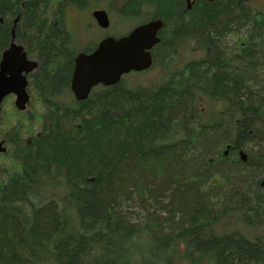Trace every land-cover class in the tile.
I'll return each mask as SVG.
<instances>
[{"label": "trees", "instance_id": "16d2710c", "mask_svg": "<svg viewBox=\"0 0 264 264\" xmlns=\"http://www.w3.org/2000/svg\"><path fill=\"white\" fill-rule=\"evenodd\" d=\"M189 1L125 0L121 12L161 20L167 56L192 43L200 59L76 101L66 13L103 1L0 0V60L24 47L39 104H2L0 264H264V11ZM108 11L124 25L115 0ZM231 212L241 230L214 236Z\"/></svg>", "mask_w": 264, "mask_h": 264}, {"label": "water", "instance_id": "95a60500", "mask_svg": "<svg viewBox=\"0 0 264 264\" xmlns=\"http://www.w3.org/2000/svg\"><path fill=\"white\" fill-rule=\"evenodd\" d=\"M93 17L100 27L108 26L104 11L93 13ZM160 25V22H150L134 29L126 37L101 42L89 55H79L70 84L76 100L86 99L91 87L99 83L105 86L115 85L122 75L149 68L151 57L147 51L157 41L155 34ZM36 66L35 62L27 60L23 48L12 41L0 61V113L3 100L9 95H15L14 105L17 110H25L29 102L25 75L31 73ZM3 152L5 148L0 143V153ZM241 158L244 160V155L241 154Z\"/></svg>", "mask_w": 264, "mask_h": 264}, {"label": "rangeland", "instance_id": "374dc122", "mask_svg": "<svg viewBox=\"0 0 264 264\" xmlns=\"http://www.w3.org/2000/svg\"><path fill=\"white\" fill-rule=\"evenodd\" d=\"M248 3H250V6L252 9L258 10V11H264V1L263 0H247ZM249 6V7H250ZM103 7H91L88 10L85 11H76V10H70L68 13H66L67 22L66 25L68 26L70 32L73 35V46L74 52L79 53L81 51V48L83 47L84 41L88 39H93L92 37L95 36V26L93 27L92 23V16L91 13L94 10H102ZM112 22L115 24L117 23L116 14L112 13ZM125 31V25H117V26H111L107 30H103V34L108 33L110 36L113 37H120L121 34H123ZM175 49L177 54L174 55L171 59H165L164 61H159V58L155 60L153 66L146 72L141 73H135L132 72L129 74V76L125 77V80L127 81V87L129 88H136L141 86H149V85H156L161 82H163L166 79L167 72L172 73L173 70H181L183 65L191 60H198L202 57L201 51L196 49L192 43H189L183 47L176 48V43L173 44L172 50ZM171 50V51H172ZM158 61V62H156ZM160 62V63H159ZM157 63L158 65H156ZM160 65V66H159ZM36 101L32 100L31 103H29L28 110L32 112L31 105H35ZM38 103H36L35 107L38 110ZM12 109H15L14 103L12 102L11 105ZM205 109V107H204ZM7 113V112H6ZM5 113V117L7 120H10L9 117H13V119H16L17 123H19L22 119L18 117L16 111H10L7 114ZM34 135L38 133V127L34 129ZM28 139L31 135H26ZM2 162V161H1ZM237 217H240V215L236 214L235 212L227 213L223 223L226 222L229 224L230 221L235 222V219ZM223 218V217H222ZM219 218L216 220L221 223V219ZM237 230H241V227L236 225ZM235 231V232H236ZM213 232H215L213 230ZM222 232L220 228L216 229L215 233Z\"/></svg>", "mask_w": 264, "mask_h": 264}, {"label": "flooded vegetation", "instance_id": "af4514ba", "mask_svg": "<svg viewBox=\"0 0 264 264\" xmlns=\"http://www.w3.org/2000/svg\"><path fill=\"white\" fill-rule=\"evenodd\" d=\"M103 1V3L105 4L104 5V8L102 9V10H104L105 9V11L107 12V14H108V18L110 17V14H109V11H108V6L110 5V2H111V0H102ZM117 3V7H118V11H119V15L121 16V18L125 21V23H124V25H125V31H124V33L123 34H121L120 35V37H124V36H127L134 28H136L137 26H139V24L138 25H136L137 24V22L135 21V17L133 16V15H126V14H124V13H122L121 12V10H122V8H123V6H124V3H125V0H115V4ZM192 5H193V0H190L189 2H187V4H186V10H190L191 9V7H192ZM247 5H249L250 6V3H247ZM250 8H251V6H250ZM94 11H96V10H94ZM93 11V12H94ZM92 12V13H93ZM92 13H91V16H92ZM93 18V17H92ZM109 22H110V18H109ZM91 24H93V27L95 26V32H96V34H95V36L94 37H92L93 39H88V40H86V41H84V43H83V47L81 48V51L79 52V53H84V54H90V53H92L95 49H96V47L98 46V44H99V42H101L103 39H105V38H108V37H113V36H110L108 33H105V34H103V30L104 29H101L97 24H96V21L93 19L92 20V23ZM110 26H111V22H110V24H109V28H110ZM108 28V29H109ZM107 30V29H106ZM161 31H162V29L158 32V38L160 39V42L158 43V44H156V45H154L150 50H149V54H150V57H151V59H152V66H153V64H154V60H155V58H159L160 57V59H162L163 57H165V59H171V58H173L174 57V55H176L177 54V52L175 51H171L170 52V54L167 56V54H168V52H166V51H163L161 48H160V46H161V44H162V39H161V37H160V33H161ZM74 40V39H73ZM72 46H73V44H72ZM179 47H182V46H180L179 44H178V48ZM79 53H77L76 54V56L79 54ZM75 56V57H76ZM167 56V57H166ZM75 59V58H74ZM149 70V69H148ZM120 82H123V81H120ZM124 83V82H123ZM124 85L126 86L127 84H125L124 83ZM233 233V229L232 228H230V229H228L227 230V232H224V231H222V232H218V233H216V234H214V236H216V237H224V236H226V235H230V234H232ZM263 234H260V236H262ZM263 243V242H262ZM264 244V243H263Z\"/></svg>", "mask_w": 264, "mask_h": 264}, {"label": "bare ground", "instance_id": "6f19581e", "mask_svg": "<svg viewBox=\"0 0 264 264\" xmlns=\"http://www.w3.org/2000/svg\"><path fill=\"white\" fill-rule=\"evenodd\" d=\"M97 11H102V10H96V11H94L93 13H95V12H97ZM93 13H92V17H93ZM93 19L95 20V18L93 17ZM96 21V20H95ZM150 22H160L161 23V25H160V27L157 29V31H156V34H155V38L157 39V41L148 49V50H150L154 45H156V44H158L159 42H160V39L158 38V32L162 29V27H163V23H162V21L161 20H152V21H149V22H145V23H142V24H140L139 26H137L136 28H138V27H140V26H142V25H146V24H148V23H150ZM100 27V26H99ZM101 29H104V30H106V29H108L109 28V26H107V27H100ZM136 28H134V29H136ZM133 29V30H134ZM13 35H14V33H13ZM125 37V36H124ZM121 38H123V36L122 37H108V38H105V39H103L101 42H103V41H105V40H107V39H114V40H118V39H121ZM101 42H99V44L101 43ZM98 44V45H99ZM9 47H10V45H9ZM9 47L6 49V50H8L9 49ZM98 47V46H97ZM96 47V48H97ZM6 50H4V52L6 51ZM96 50V49H95ZM94 50V51H95ZM93 51V52H94ZM3 52V53H4ZM2 53V54H3ZM81 54H84V53H79L76 57H75V59H74V66H73V70H74V68H75V62H76V58L79 56V55H81ZM84 55H87V54H84ZM32 62H35L36 64H37V66H38V63L35 61V60H31ZM37 66H36V68L34 69V70H36L37 69ZM152 67V65L149 67V69ZM33 73V72H32ZM31 73V74H32ZM103 86V87H110V86H105V85H103V84H97V85H95V86H93V87H91V89L89 90V93H88V95H87V97H86V99L88 98V96L90 95V92H91V90L93 89V88H95V87H97V86ZM111 86H113V85H111ZM70 92H71V94H72V96L74 97V99L76 100V98H75V96H74V94H73V92L71 91V89H70ZM86 99H84V100H86ZM29 101H30V95H29ZM76 101H78V100H76ZM80 101H83V100H80ZM29 103V102H28Z\"/></svg>", "mask_w": 264, "mask_h": 264}]
</instances>
